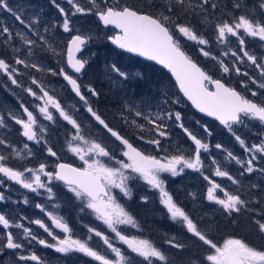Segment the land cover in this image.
Returning <instances> with one entry per match:
<instances>
[{"label": "snow or ice", "instance_id": "6c2138e0", "mask_svg": "<svg viewBox=\"0 0 264 264\" xmlns=\"http://www.w3.org/2000/svg\"><path fill=\"white\" fill-rule=\"evenodd\" d=\"M50 2L62 18L61 22L54 23L51 27H58L64 33H74L70 35L61 52H57V48L50 41L47 35L48 27H43L42 31L39 30L42 27L39 16L29 18L23 15L20 9L11 6L9 0H0V13L10 15L24 30L15 32L7 24L0 22V43L19 52V49H15V44L19 42L23 46L26 57H33L41 52H52L63 59L62 67H46L35 60L22 58L19 54L14 57L12 63L0 58V74L6 77L11 86L23 91L32 101L31 103L17 101L16 112L0 111V128L8 129L10 124L19 126L17 131L26 138V141L43 145L47 155L55 158L51 169L46 163H40L36 168L21 169L10 166L9 161L13 154L20 160L32 154L29 144L24 142L21 150L10 144L6 137L0 138V147L6 149L8 153H0V188L4 189L0 191V203L11 201V197L5 195L11 183L6 184L5 181L13 182L37 195H41L43 190L49 201L53 200L55 195L54 182H59L73 200L79 201L78 211L102 221L108 231H100L95 227L84 225L87 230L86 237L83 240L74 238L73 229L63 220V217L54 214V211H49L44 204L37 203L35 207L45 214L55 228L66 235L63 238L55 235L42 219L28 220L23 216L13 219L0 212V229L3 230L0 232V235H3V240H0V255L8 251H12L14 255L16 252H22L26 242L29 245L37 243L64 256L83 254L99 264H160V262L167 264V257L161 250L148 240L130 238L121 228L127 225L135 228L138 225L118 202L117 196L130 198L131 183L143 181L149 189L158 191L159 202L166 210L169 219L178 223L191 238L207 247L209 254L204 259L209 264H264V250H257L243 239L228 238L222 244H218L209 231L199 227L201 222L206 220V214L200 219H195L165 189V180L161 178V174L170 173L175 177L180 176L185 170L199 173L204 168L203 155H206L211 166L215 167V177L227 178L231 184L239 188V179L233 177L228 171L222 170L215 157L211 155L213 146L185 127L180 112L164 108L161 111L147 113L142 108L137 110L136 105L130 101L122 102L119 109L122 125L135 128L141 133L133 139L159 149L162 147L161 138H167L170 135L166 121H172L186 135L192 144V149L187 155L181 153L158 158L155 155L145 154L134 146L121 130L114 127L90 103L89 97L98 102L101 93L90 84L82 88L79 82L80 76L88 65V59L83 55L84 49L90 42L101 37L90 33L82 34L73 24L69 12L56 3V0H50ZM66 3L71 6V17L92 14L104 28L111 27L118 30L103 39L110 41L121 50L135 53L166 68L175 78L184 97L191 101L200 113L219 121L232 133L240 147L247 153V157L243 160L231 152L226 153L227 159L235 161L240 166V175H250L254 172L264 175V165L260 164V161H264V135L261 136L259 143L249 144L236 134L237 129L247 127L253 121L259 122L264 127V102L257 103L241 95L234 88L226 86L221 79H213L193 62L175 38L178 35L189 41H195L201 46H207L209 44L207 39L199 36L189 24L178 23L177 20L180 18V13H183L185 18L189 14L206 17L208 9L217 7L215 3L211 0H170L169 4L162 5L164 13L158 16L128 6H111L108 0H101L102 8L96 5V0H91L92 5L96 6L95 10L93 7H82L77 0H66ZM233 7L242 11L239 0ZM260 8L264 10V3L260 4ZM214 31L219 43H227L229 38H234L239 45V51H224L222 57L232 58L230 63H225L223 58L213 56L210 50L201 47L199 51L204 57L216 61L224 74L235 72L248 77V72H242L238 66L247 62L259 71L261 77H264V58L258 59L246 46V40L249 38L258 39L264 44V20L242 12L231 22L223 21L214 25ZM21 69L28 72L30 76V80L25 84L20 82V77L23 75ZM28 70L59 76L78 98L80 108H67L62 105L60 99L50 95L43 83L35 76H31ZM108 74L110 79L114 77L117 81H127L131 75L122 71L114 63L109 66ZM249 80L259 90H264V81L258 82L251 77ZM244 87L248 88V85L244 84ZM249 93L252 97L259 95L257 90L252 89H249ZM179 102V100L175 101L177 104ZM81 109L85 113L83 118L80 117ZM85 119L93 126L92 129L84 123ZM58 123L65 127L70 126L71 135L67 140V151L82 162L80 166L60 162L57 151L48 144V139L51 137L46 139V134ZM201 127L205 135L211 137L212 133L208 127L206 125ZM145 131L150 132L154 138L145 140L143 135ZM100 133L103 135L101 141L97 142L92 137ZM105 137L111 144H115L116 148H111L109 143L105 142ZM214 148L221 150L223 145L217 143ZM204 179L210 185L204 199L211 205H218L226 216L232 217L250 211L251 202L247 197L242 199L239 192L233 194L207 176ZM141 200L147 203L149 197L143 196ZM12 202L20 203V201ZM22 202L28 204L29 201L25 197ZM256 203L259 205L260 201ZM59 207L58 203L55 204L56 209ZM254 215L260 217L254 220L255 227L264 234V209ZM22 221L39 226L52 237L54 242L49 243L39 238L33 229ZM207 223L210 226L213 221L207 220ZM13 229L22 230L19 237L14 235ZM93 237L98 238L99 243L106 249V254H101L90 246L89 242L93 240ZM117 242L126 245L127 248L122 249L117 246ZM167 243L170 247L181 251L186 247L185 243L177 241L175 237L169 239ZM137 258L142 259L137 261ZM16 259L18 262L35 261L37 264H43L41 258L34 252L29 255L20 254Z\"/></svg>", "mask_w": 264, "mask_h": 264}, {"label": "rangeland", "instance_id": "374dc122", "mask_svg": "<svg viewBox=\"0 0 264 264\" xmlns=\"http://www.w3.org/2000/svg\"><path fill=\"white\" fill-rule=\"evenodd\" d=\"M212 1H214V0H212ZM77 2L80 3V5L82 7H85V8L93 7L91 0H77ZM9 3L14 8L20 9L21 13L23 15L28 16L29 18H32L34 16H39L40 23L42 26L39 30L42 31L43 27H48L47 35H48L50 41L52 42V44L57 48V52H61L63 50L66 41L70 38V35L74 34V33H72V34L64 33L58 27L57 28L51 27L52 24L61 22L62 18H61V14L58 12V10L55 8V6L50 2V0H49V3L47 4V6H44L43 4H41L40 7L37 6L36 4L35 5L29 4L26 0H9ZM56 3L60 4L61 7L65 8V11L69 12L70 18L72 19L73 24L81 31L82 34H89L90 33L94 36L101 37L100 39H96L94 42H90L89 46L87 47L86 52L83 54L88 59V68L84 72V76L79 79V82L81 83L82 87L84 85H89V84L94 87L97 79H99L100 81H102L103 79L104 80L109 79V83L115 87V91H114L115 98L118 101H122L124 103H127L130 101L132 104L136 105L137 110L142 108L147 113H154L157 111H161L162 106L158 104V102H157L158 98L157 97L155 99V101H156L155 107L152 106L150 103L137 102L133 98H131L128 95V93L126 92V89L124 88V81H117L114 77L111 79L109 78L108 69H109V66L111 65V63L104 64L105 62L102 61V59H99V57H102V54H97V52H96L97 47L96 46H98L99 43H101V42H103L105 45L108 44L107 40L103 39V37L113 34L114 30H109L107 28L104 29L103 27H101L98 20L96 22L97 18L95 15H94L95 21H93V22H92L91 17L89 15H77L75 17H71L72 9H71V6L68 3H66V0H56ZM96 5L101 7V8L103 7L100 0H96ZM242 12L250 14L249 11L242 9V11H240L238 13L228 14L227 17L229 20L232 21V19L235 16L242 14ZM211 17L212 16H210L209 14L206 17L204 16V23H205L204 27H207L210 25L212 28H214V25L218 24V23L214 22L215 16H213L212 19H211ZM255 17L259 20L264 19V11H263L262 15L261 14L255 15ZM217 18L220 19L221 15L217 16ZM0 22L7 24L15 32H23L24 31L23 28L18 23H16L10 15H8L6 13H0ZM184 22H185V19L181 21V23H184ZM186 23H187V21H186ZM187 24H189V23H187ZM193 30H194V28H193ZM202 34H203V32H202ZM176 36H177V39L179 40V42L182 46L188 48V50L190 52H194V54L196 56L200 55V51L198 50V48H200V47L197 46L195 41H189V40H187V38H182L178 35H176ZM15 49H19L20 51L17 52L12 47H9V46H6V45L0 43V58H4L9 63H12L14 57L19 54V55H21L22 58L35 60V61L45 65L46 67H62L63 66L62 57L60 55L53 54L52 52H41V53H37L33 57H26V54L23 52V46L19 42H17L15 44ZM50 55H51V59H49ZM28 71L31 72V76H35L37 79H39L43 83L44 87L47 90H49L50 95H55V97L57 99H60L62 105H65L67 108H72V107L80 108L79 102L77 101V99L75 100V98H72L69 89L67 88V86H65L63 84V82L59 76H52L46 72L36 73L33 70H28ZM21 72L23 73V75L20 77V82L22 84H25L28 80H30V76L28 75V72H25L23 69H21ZM131 78L132 77L130 75L129 80H127L125 82L130 81ZM92 79H94V80H92ZM164 82L165 83L161 82L162 98L165 101H167L168 103H170V105H173L174 107H180L181 109H183V105L181 104V102H179L178 104L175 103V101L179 100V99L176 96V92H175V89L172 85V81H171L170 77H169V79L165 78ZM127 84L129 85V83H127ZM129 89H130V87H129ZM67 91H69V92H67ZM154 94L157 95L155 91H154ZM179 96H180V94H179ZM17 101H24L25 103H31L32 102L30 97H28L20 89H17L15 86H11L10 82L6 79V77L3 74H0V111L16 112ZM90 103H92L91 99H90ZM121 106H122V104H121ZM93 107H94V105H93ZM84 116H85V113L81 109L80 117L83 118ZM181 117H182V121H183V116H181ZM84 123L87 124L89 129H92L93 126L91 124H88V121L86 119L84 120ZM183 123H184V121H183ZM175 125H177V124L173 123V126H175ZM18 127L19 126H16L15 124H10L8 129L0 128V138L6 137L7 141L10 144L14 145L16 148L21 149V150L23 149L24 142H27L29 144V148H30L32 154L30 156H26V158L23 160L18 159L13 154L11 156L10 161H9L10 166L18 167L21 169L24 167L36 168V167H38V165L40 163H46L49 165V168L51 169L54 166L55 158H51L47 155V153L44 151L43 145H36L34 142L26 141V138H23L19 134V132L17 131ZM186 127H188L190 129L189 126L186 125ZM70 135H71L70 126L65 127L63 124L58 123L49 129L45 138L47 139L49 136L51 137L50 139H48V144L50 146H52L54 151H57V154L60 157V162L71 163L73 165H77V164L81 165L82 162L79 161V159L77 157H75L73 154H71L70 152L67 151V140L70 137ZM102 135H103L102 133L94 134L92 138L95 139L97 142H100ZM104 140H105V138H104ZM207 142L210 143V138L208 139ZM183 143H184V149L186 150V154H188L192 149V144H191V142H186L185 139H183ZM219 144H221V143H219ZM160 150H161V153L164 151V149H160ZM229 150H230V148H228V146H225V145H223V149H221V150H217L214 147H211V155L213 157H215V160L217 162H218L217 157L219 156L220 161H224V162L229 163V162H231V160L227 159V156H226V153ZM0 153L8 154L6 152V149H4L3 147H0ZM202 158L204 160V168L206 169V172H209L207 177L214 179L215 175H214L213 171H215V167L211 166L210 160L207 158L206 155H203ZM209 168H212V169H209ZM186 173L189 175H193L194 179H198V178L202 179L203 178V177H199L197 175V173L195 171H192V170H187ZM161 178L165 180V183H166V180L169 183L170 181H172V179L174 177L171 176L170 173H163V174H161ZM194 179H193V181H194ZM216 181L224 182V179H221V177H219ZM205 182H206V180H205ZM5 183L9 184L11 182L5 181ZM54 183H55V186L53 187V192L55 195L53 197V200L49 201L47 198V194L44 193L43 190H42V194L39 196H41V198H42V204H44L49 211H54V214H57L58 216L63 217V220L68 223V216H69V214H71L73 212V206L74 205L78 206L79 201L73 200L70 197V195L66 192L65 188L56 184L58 182H54ZM132 187L134 188V190H137V189L140 190L139 198H141L143 196H148L152 192H154L155 195H158V198H159L158 191L149 189L143 181H141V183L138 182V185L132 186ZM143 188H145V191H143ZM165 189H166V191H168L166 186H165ZM134 190L132 192V197H133ZM0 191H4V189L0 188ZM27 193L29 194V197H30L29 202L33 203L34 199H36V197H34V195H37V194L31 193L30 191H26L22 187L19 189L18 187L13 186L11 183L10 189L5 192L6 196L11 197V201H9L7 203H0V209H1L0 212L5 213L10 218L19 219V217L24 216L23 215L24 209H25L24 207H27L29 210L36 208L35 204L28 206L22 202L23 199L25 198V196L27 198ZM124 198L125 197L121 198L120 196H117V200L123 208L125 207V202L123 203ZM126 198L130 199L129 197H126ZM12 201H20V203H13ZM57 203L60 205L59 209L55 208V204H57ZM151 209L153 210V212L152 213L148 212V214H145V215H148V217H146V218H152V217L157 218V217H159V213L158 214L156 213L155 207H153ZM75 211H78V207ZM154 211H155V213H154ZM155 214H156V216H155ZM131 216L133 217V215H131ZM133 219L135 220L138 227L134 228L131 225L121 226L123 233L125 235H128L130 238L134 237L136 239H142L140 237V233H139V230L141 229V224L138 223L134 217H133ZM85 220L88 223L93 224L95 221V218H94V216H92L90 218L86 217ZM69 221H71V220L69 219ZM97 221H100V220L96 219V223H97V224L95 223L96 228L100 231H106V227L104 226L103 222L100 221L101 222L100 223ZM24 223L27 226V223L26 222H24ZM46 224L48 225V223H46ZM49 224H50V225H48L49 228H51L54 232V225H52V223H49ZM56 229L57 228H55V230ZM13 230L16 233L14 235L19 237L22 230H19V229H13ZM58 236H60L62 238L64 236V233H59ZM257 238L258 239H255V240L248 238L249 245L253 246V245H256L260 242L264 243V236L257 237ZM225 239H228V238H225ZM176 240L186 244L185 249L182 251L173 248V250H174L173 252H178L177 254L179 256L181 255L179 252L183 253L186 249L189 250L190 244L192 245V248H191L192 253L195 254L196 259H199L197 257V254H199L201 252L205 253V257H206V255L209 254L207 247L198 243L193 238L188 239V237H187V239H186L184 237V238H176ZM223 241L218 242V244H222ZM149 242H150V240H149ZM152 245L157 247L155 244H152ZM98 246L100 248V252H103V250L105 249L104 246L101 244ZM117 246L121 247L122 249L127 248L126 245H122L119 242H117ZM157 248L164 253V247L163 246L161 248H159V247H157ZM29 253H30V251H27L26 248H24L22 252H16L15 255L13 254V252L4 253L3 255H0V264H30L31 261L30 262H24V261L18 262V260L16 259V257L20 254L29 255ZM174 255H175V257L178 256L176 254H174ZM184 255H186V254H184ZM165 256L167 257L168 264H177L172 259L171 256L166 255V253H165ZM140 259H142V258H137V261H139ZM56 262L57 261H54V263H56ZM183 262H185V261H183V259H182L181 263H183ZM160 264H163V262H160ZM193 264H195V263L193 262Z\"/></svg>", "mask_w": 264, "mask_h": 264}, {"label": "trees", "instance_id": "16d2710c", "mask_svg": "<svg viewBox=\"0 0 264 264\" xmlns=\"http://www.w3.org/2000/svg\"><path fill=\"white\" fill-rule=\"evenodd\" d=\"M29 4L37 5L40 7L41 4L44 6H47L49 3V0H26ZM101 1V0H100ZM264 0H239V2L242 5V9H245L247 11H252L253 13L256 11V7L263 2ZM211 2L215 3L217 7L215 9H208L207 15L215 16V20L217 21H227L231 22V20L228 19L227 15L230 13H238L241 10H237L233 7V5L237 2V0H214ZM108 3L111 6H128L135 9H139L142 12H146L148 14L153 15H161L164 13V8L162 5L169 4L170 0H108ZM96 7L93 6V9ZM221 18H217V16H220ZM91 17L92 22L95 21V16L92 14H89ZM180 18L177 20L178 23H181L182 20L185 19V22L189 23L193 28L194 31L199 35L203 37V30L204 27V16L202 15H191L189 14L187 18L184 17L183 13L179 14ZM211 17V18H212ZM97 22V19H96ZM177 39V36H175ZM179 41V40H178ZM180 44V42H179ZM181 45V44H180ZM97 47V54H102V57H99V59H102L104 61V64H116L118 67L121 68L122 71H126L131 74V80L128 82L124 81V88L126 89V92L128 95L133 98L137 102L141 103H150L152 106L155 107V99L158 98V104L162 106V110L164 108H167L170 111L173 112H180L181 116H183L184 125L186 127H191V131L193 130L192 127V115H191V108L186 104L182 98L179 96L178 91H176V88L174 86V83L172 82V85L175 89L176 96L178 97L179 101L183 105V109L180 107H174L173 105H170V103L167 102L165 104V100L162 98L161 94V82L165 83V78L169 79V76L164 73V71H161L159 68L155 67L154 65H150L145 63L144 61H140L138 59H135L133 57H129L128 55L123 54L121 51H117L113 49L109 44H104L103 42L99 43ZM183 47V49L188 52V48ZM51 59V55L49 57ZM94 80V79H92ZM164 80V81H163ZM91 82V81H90ZM129 83V85L127 84ZM94 85V84H93ZM130 89H129V87ZM93 87V86H92ZM94 88L97 89L101 93L100 99L97 102L93 98L89 97V101L91 99L92 104L94 105V108H97L98 111L103 114L107 120L118 130H121L122 134L125 135L130 139V142H133L134 146L138 147L141 151L145 152V154L155 155L158 158L161 156H171L175 154H179L173 150H170L171 152H168L169 148H172V144L174 141L179 142L180 140L183 141V139H186V142H190L186 135H177L176 130L170 129L169 132L171 134V141L166 140L164 138H161V144L162 147L155 148L152 145L147 144L146 142H141L138 139H133V137H138L141 135V133L135 129V128H128L126 125H122L121 119H120V113L119 109L121 108L122 101H118L115 98V87L109 83L108 80H102L99 79L96 80V83L94 85ZM129 89V90H128ZM154 91L157 95L154 94ZM142 123H146L144 121H141ZM166 123L172 124V121H166ZM188 128V127H187ZM150 134V135H149ZM145 136V140L154 138L152 134L148 131H145L143 133ZM105 142L109 143V146L111 148H116L115 144H111L110 141L105 137ZM166 142V144H165ZM165 145V146H164ZM160 149H164L161 153ZM193 175H189V180L186 181L185 178H181L180 182L181 185H175L174 186V192L177 197L182 196L183 193L186 194V198L184 200V203H182L183 208H191L192 216L195 219H200L201 215L204 216L206 214V220L202 221L199 227L203 228L206 231H209L211 233L212 238L216 242L223 241L225 238H241L239 235L241 233H230L225 234V232L229 233V229L233 228L232 221L227 222V224L224 222H220L217 219V214L215 212V207L213 205L209 204L207 201H205V204L203 207L206 208V213H202L201 209L192 207L191 204H194L195 201H200V198H196L197 194L199 192L204 191V193L207 191V189H203L201 186V181L198 179H194ZM141 182V181H140ZM207 183V182H206ZM209 184V183H208ZM138 185V182H134L132 186ZM131 186V187H132ZM188 187L189 190L185 191L184 188ZM209 186H207L208 188ZM196 190H195V189ZM134 188H131V197L132 192ZM143 191H145V188H143ZM139 192L140 190H134L133 197L127 201L126 206L127 210H129V213L133 215V217L136 219L138 223L141 224V229L139 230L140 237L144 240H150L152 244H155L157 247L161 248L164 247V254L171 256L172 259L177 264H209L206 260H204L205 253L201 252L197 254V257L199 259H196L195 254L192 253V245L190 244L189 250L186 249L183 253L179 252L181 255L179 256L178 252H173V248L170 247L167 243V241L173 237L176 238H191L190 234H188L180 225L175 224L173 221H171L166 214V210L164 209L163 205L159 202L158 195H155L154 192L150 193L148 195L149 200L147 203L143 202L141 198H139ZM136 194V195H135ZM191 206V207H190ZM155 207V211L158 214L159 217L155 218H146L148 217V212L152 213L153 210L151 208ZM150 208V209H149ZM154 211V213H155ZM156 216V214H155ZM207 220L213 221V223L209 226L207 223ZM175 224V225H174ZM225 224V225H224ZM172 226V227H171ZM213 229L215 231H213ZM2 230V229H1ZM175 238V239H176ZM178 255L175 257V255ZM186 254V255H184ZM181 259V260H180ZM185 261L181 263V261ZM168 264V262H167Z\"/></svg>", "mask_w": 264, "mask_h": 264}, {"label": "flooded vegetation", "instance_id": "af4514ba", "mask_svg": "<svg viewBox=\"0 0 264 264\" xmlns=\"http://www.w3.org/2000/svg\"><path fill=\"white\" fill-rule=\"evenodd\" d=\"M264 3V1L262 2ZM264 10L260 8L259 6L256 7V11L253 13L252 11H249L250 15L255 16V15H262ZM212 19V18H211ZM264 20V19H261ZM223 22L222 20L217 21L215 20V23H220ZM206 31V32H205ZM205 32V33H204ZM214 32V33H213ZM210 34V36H209ZM216 33L214 31V28H212L210 25L205 27L203 30V38L207 39L209 41V44L207 46H202L205 47L206 50L212 49L211 53L213 56H216L218 58H223L225 63H230L232 61V58L229 57H222V53L224 51H239V45L237 44L236 40L234 38H229L227 43H219L216 40ZM213 42V43H212ZM197 44V43H196ZM201 48L199 44H197ZM246 46L247 49L252 53L257 56L258 59L264 58V44H262L258 39H247L246 40ZM198 48V50L200 49ZM196 50V49H195ZM197 50V51H198ZM192 59L201 66L204 71L213 77V79H221L223 83L226 84L228 87L234 88L236 91L240 92L241 95L254 100L257 103L264 102V90H259L255 85L251 84L249 77L255 78L258 82L259 81H264V77H261L259 75V71L255 69L254 66H252L250 63H244L238 65L241 68V71H247L248 72V77H245L243 75H238L235 72L231 74H224L222 73V70L219 69V65L216 63V61L212 60L209 57H204L201 52L199 56H196L194 52H190ZM231 66V65H230ZM243 82V83H242ZM244 84L248 85V88L244 87ZM214 87V86H209ZM249 89L252 90H257L259 92V95L257 97H252L249 93ZM191 115H192V127L193 130L192 132L198 136V138H201L205 142L208 141L210 138V146H213L217 143H221L222 145L228 146L230 150L228 152L233 153L234 156L240 158L241 160L245 159L247 157V153L240 147L238 142L235 140L234 136L232 133H230L226 128L221 127L218 123L215 121L207 120L203 118L200 115H197L193 109H191ZM168 127V132L170 129L176 130L177 135H184L183 131L178 127V125L173 126L172 124H169ZM202 125H206L208 129L211 131L212 135L211 137H207L205 133L202 130ZM191 130V127H190ZM170 133V132H169ZM198 133V134H197ZM236 134L240 135L243 139L246 140L247 143L252 144V143H259L261 136L264 135V127H262L259 122L253 121L251 124H248L247 127L239 128L236 130ZM166 142L171 141V134L167 137L164 138ZM186 140V139H185ZM165 142V144H166ZM165 146V145H164ZM170 150H173L179 154H186V150L184 149V143L182 140L179 142L174 141L172 144V148L168 149V152H171ZM165 151V150H164ZM203 157V156H202ZM203 159V158H202ZM218 164L221 167L222 170L228 171L233 177L239 179L240 185L239 188H237L236 185L231 184L230 181L227 180V178H221L224 179V182L216 181L219 177H215L214 179L209 178L210 180H215L217 183L221 184L222 187L226 188L228 191L232 192L233 194H236L239 192L241 195V198L247 197L250 200V211L248 212H243L239 215H234L232 217L226 216L219 208L218 205H213L215 207V212L217 214V219L220 222H227L232 221L233 223V228L229 229V233L225 232V234H230V233H241L239 237L240 239L245 240L246 243L249 244L248 238H251L252 240L258 239L257 237L264 236V234L259 233L258 229L255 227L254 220L259 219V216L254 215V213L261 212L262 209H264V175H262L259 172H254L250 175L245 174L243 176L240 175V166L235 163V161H231L229 163L220 161L219 156L217 157ZM261 165H264V161H260ZM73 166H80V164L73 165ZM212 169V168H209ZM187 170H185L184 173H182L180 176H176L170 181L169 183L166 180L165 186L167 187L168 192L173 196L174 200L182 207V203H184V200L186 198V194L183 193L182 196L177 197L175 192H174V186L175 185H181L180 179L183 177L187 180H189V174L186 173ZM215 171H213L214 173ZM199 177V181H201V186L203 189H207V186H210L208 181L204 177L208 175L206 172V169H202L201 172H196ZM64 188V186L61 183H56ZM13 185V184H12ZM255 187H252V186ZM15 187H18L19 189L21 188L19 185H13ZM195 189V188H194ZM26 190V189H25ZM185 191H188L189 188L185 187ZM196 190V189H195ZM28 191V190H26ZM219 194V193H217ZM206 192L204 191L199 192L197 194L196 198H200V201H195L194 204H191L192 207L198 208L202 210V213H206V208L203 209L202 206L205 204V197ZM26 197V196H25ZM36 199H34L33 203L28 202V206H31L32 204H42V198L39 195H34ZM29 194L27 193V199L29 201ZM256 201H260L259 205H257ZM209 203V202H208ZM73 205V204H72ZM190 206V207H191ZM24 216L27 217L28 220H34V219H42L45 224L51 223V221L45 216L43 212H41L40 209L34 208V210H29L27 207H24ZM77 209V206H73V212L69 214L68 216V224L69 226L73 229V237L74 238H79V239H84L87 235V230L84 227V225H88L90 227H95L96 228V218L94 223L90 224L88 223L85 218L92 217L91 215H85L82 214L78 211H75ZM1 210V209H0ZM185 211L189 212L190 215H192L191 208H184ZM202 216V215H201ZM69 219L71 221H69ZM223 220V221H222ZM26 222L27 221H22ZM100 222V221H97ZM101 223V222H100ZM175 224H178L174 222ZM97 224V223H96ZM174 224V225H175ZM54 225V224H52ZM80 225V226H79ZM179 225V224H178ZM27 226H30L33 229V232L39 236L41 239L47 240L49 243H53L54 241L52 240V237H50L46 232L43 231V229L39 228L37 225H29L27 223ZM106 227V225H104ZM75 227V228H74ZM107 231V227H106ZM14 234L15 231L13 230ZM59 233H62L60 229L55 230L54 226V234L59 235ZM66 235V234H64ZM63 238V237H62ZM0 240H3V235H0ZM193 242V241H192ZM90 246H92L94 249L100 252V248L98 245H100L98 238L93 237V240L89 242ZM102 245V244H101ZM257 250H264V243L260 242L256 245H253ZM25 248L27 251H30L29 254L34 252L37 256L41 258V261L43 264H99V262L94 261L90 257H86L83 254H71L70 256H64L62 254L56 253L53 249L46 248L42 245H39L37 243H32L29 245L28 243H25ZM126 249V248H123ZM106 249L103 250V252H100L101 254H106ZM12 251H8L5 253H11ZM54 261H57L54 263ZM30 264H37L35 261H31Z\"/></svg>", "mask_w": 264, "mask_h": 264}, {"label": "water", "instance_id": "95a60500", "mask_svg": "<svg viewBox=\"0 0 264 264\" xmlns=\"http://www.w3.org/2000/svg\"><path fill=\"white\" fill-rule=\"evenodd\" d=\"M101 24V23H100ZM101 26L103 27V25L101 24ZM109 29H112L111 27L109 28ZM115 31H118V30H116V29H114ZM109 43H110V45L112 46V47H114L115 49H119L118 47H116L115 45H113L110 41H108ZM86 49V48H85ZM85 49H84V52H85ZM121 50V49H120ZM123 53H125V54H128L129 56L131 55L132 57H134V58H137V59H139V60H144L145 62H148V63H150V64H154V65H156V66H158L159 68H161L163 71H166V72H168L169 73V75L171 76V78H172V80H173V82H175V78L172 76V74L166 69V68H164L162 65H160V64H158L157 62H155V61H149V60H147L146 58H144V57H140V56H138L137 54H135V53H128V52H126V51H124V50H121ZM195 63V62H194ZM200 67V66H199ZM203 70V69H202ZM204 71V70H203ZM83 75V74H82ZM65 83V85H66V82H64ZM175 84H176V82H175ZM176 86H177V84H176ZM177 88H178V86H177ZM178 91H179V93H181V95H182V97H183V99L187 102V104H190V106L192 107V109L198 114V115H200V116H203V117H205V118H207V119H209V120H211V121H216L220 126H223V125H221L220 123H219V121H217V120H215L214 118H212V117H208V116H206L205 114H203V113H200L199 112V110L198 109H196L192 104H191V101H188L187 100V98L186 97H184V95H183V93L182 92H180V90H179V88H178ZM72 95L75 97V95L72 93ZM78 99V98H77ZM224 127V126H223ZM225 128V127H224Z\"/></svg>", "mask_w": 264, "mask_h": 264}, {"label": "bare ground", "instance_id": "6f19581e", "mask_svg": "<svg viewBox=\"0 0 264 264\" xmlns=\"http://www.w3.org/2000/svg\"><path fill=\"white\" fill-rule=\"evenodd\" d=\"M111 30V29H110ZM113 32V31H112ZM206 32V31H205ZM204 32V33H205ZM214 33V32H213ZM112 35V34H111ZM209 36H210V34H209ZM216 36V35H215ZM206 37V36H205ZM205 37H204V39H205ZM213 43V42H212ZM209 50V49H208ZM211 51H212V49H211ZM124 54V53H123ZM130 57V56H129ZM63 63V62H62ZM7 83V82H6ZM5 83V84H6ZM4 84V83H3ZM67 92H69V91H67ZM6 100V99H5ZM76 100V99H75ZM194 131V130H193ZM198 134V133H197ZM187 149V148H186ZM7 152V151H6ZM136 195V194H135ZM34 210V209H33ZM223 221V220H222ZM223 223H224V221H223ZM225 225V224H224ZM80 226V225H79ZM172 227V226H171ZM75 228V227H74ZM203 229V228H202ZM204 230V229H203ZM213 231H215L214 229H213Z\"/></svg>", "mask_w": 264, "mask_h": 264}]
</instances>
